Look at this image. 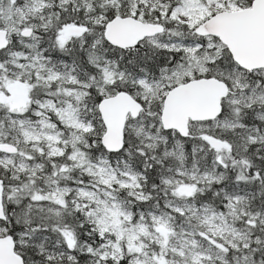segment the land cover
<instances>
[{"label":"snow or ice","instance_id":"1","mask_svg":"<svg viewBox=\"0 0 264 264\" xmlns=\"http://www.w3.org/2000/svg\"><path fill=\"white\" fill-rule=\"evenodd\" d=\"M0 264H264V0H0Z\"/></svg>","mask_w":264,"mask_h":264}]
</instances>
